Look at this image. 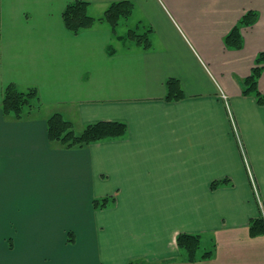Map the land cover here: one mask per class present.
I'll return each mask as SVG.
<instances>
[{
    "label": "crops",
    "instance_id": "crops-1",
    "mask_svg": "<svg viewBox=\"0 0 264 264\" xmlns=\"http://www.w3.org/2000/svg\"><path fill=\"white\" fill-rule=\"evenodd\" d=\"M70 1L0 0V264H264V235L248 232L264 212V104L241 88L264 52V0H130L122 20L151 26L148 48L105 22L71 33ZM84 1L98 17L119 0ZM247 10L242 46L225 45ZM171 77L184 96L167 101ZM10 83L39 95L20 119L1 108ZM54 112L77 132H127L67 148L47 137ZM180 232L199 234L196 261Z\"/></svg>",
    "mask_w": 264,
    "mask_h": 264
},
{
    "label": "trees",
    "instance_id": "trees-1",
    "mask_svg": "<svg viewBox=\"0 0 264 264\" xmlns=\"http://www.w3.org/2000/svg\"><path fill=\"white\" fill-rule=\"evenodd\" d=\"M89 3L84 0H73L68 2L62 11V20L65 28L71 33L78 32L92 27L97 22H105L109 25L111 33L116 34L119 23L122 19H127L133 10V3L130 0H119L110 3L102 14L94 17L88 13ZM257 12L247 10L239 19L231 31L225 36L224 42L227 46L240 48L242 37L239 31L241 26L250 25L255 22ZM152 28L138 22L134 27H129L122 36L124 40L132 41L143 48L150 47L149 34ZM120 37V36H119ZM255 66L250 70L241 82L242 93L252 94L258 104H264V94L257 88L258 79L264 70V52H260L255 59ZM167 101L180 99L184 96L181 84L176 78H168L165 81ZM39 104L37 89L28 87L25 90L19 89L14 83L7 84L3 89L1 108L5 114H12L14 118L20 119L28 115L33 108ZM47 137L50 141H57L61 145L70 147H82L90 143L107 139L122 137L127 132V125L121 121L100 120L86 124L81 131L77 132L73 128L70 120L65 118L60 112H54L46 119ZM226 182V179L223 180ZM218 181H213L214 188ZM113 200L112 196L95 198L92 201L94 208H103ZM248 232L251 236L264 235V212L261 210L257 217L249 220ZM177 246L184 251L188 262L197 260V251L200 247L199 234L180 232L176 235ZM212 251H204L200 258H207ZM127 264H155L141 261H131Z\"/></svg>",
    "mask_w": 264,
    "mask_h": 264
},
{
    "label": "rangeland",
    "instance_id": "rangeland-1",
    "mask_svg": "<svg viewBox=\"0 0 264 264\" xmlns=\"http://www.w3.org/2000/svg\"><path fill=\"white\" fill-rule=\"evenodd\" d=\"M126 27H125V21L124 20H121L120 21V23H119V26H118V29H117V32L118 33H124L125 31H126ZM256 64L254 63V66H255ZM75 129V131H78V129L75 127L74 128ZM255 195L257 196V192H256V190H255Z\"/></svg>",
    "mask_w": 264,
    "mask_h": 264
},
{
    "label": "built area",
    "instance_id": "built-area-1",
    "mask_svg": "<svg viewBox=\"0 0 264 264\" xmlns=\"http://www.w3.org/2000/svg\"><path fill=\"white\" fill-rule=\"evenodd\" d=\"M223 97H225V96H223Z\"/></svg>",
    "mask_w": 264,
    "mask_h": 264
}]
</instances>
